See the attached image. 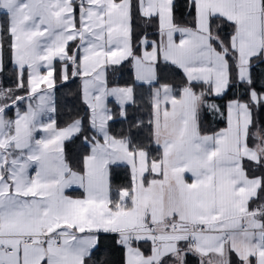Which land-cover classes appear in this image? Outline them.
Instances as JSON below:
<instances>
[{"label":"snow or ice","instance_id":"obj_1","mask_svg":"<svg viewBox=\"0 0 264 264\" xmlns=\"http://www.w3.org/2000/svg\"><path fill=\"white\" fill-rule=\"evenodd\" d=\"M258 113L264 0H0V264H264Z\"/></svg>","mask_w":264,"mask_h":264},{"label":"trees","instance_id":"obj_2","mask_svg":"<svg viewBox=\"0 0 264 264\" xmlns=\"http://www.w3.org/2000/svg\"><path fill=\"white\" fill-rule=\"evenodd\" d=\"M151 31V29H149ZM128 65L125 64L123 69L117 71L116 73H110V78L119 80L120 83L130 82L131 75L128 71ZM177 81L182 79V76L177 73L174 77ZM79 84L80 81L78 79L74 80V82L68 84L67 86H58L57 91V102H58V113L57 119L60 123L68 121L73 115L77 112L83 113L84 105L81 103L79 99ZM144 92L143 97H137V104L134 106H130L128 108V119L127 120H118V122L111 124V128L113 133H119L121 131H128L130 125L133 122V119H143L147 120V90H142ZM231 96V93H229ZM227 99V97L225 98ZM217 103H223L222 100H217ZM11 115V113H10ZM258 117L264 119V113H258ZM206 128L215 130L222 126H224V122L219 117H209L203 121ZM133 136L137 141H144V138L148 134V129H143L142 131L139 129H133ZM146 142V141H145ZM79 145L77 142L75 145H72L73 149L75 150ZM128 174L127 169L121 167L119 169L113 170V182L115 184H124L127 182ZM77 193L79 191H76ZM72 192L70 194L76 193Z\"/></svg>","mask_w":264,"mask_h":264},{"label":"rangeland","instance_id":"obj_3","mask_svg":"<svg viewBox=\"0 0 264 264\" xmlns=\"http://www.w3.org/2000/svg\"><path fill=\"white\" fill-rule=\"evenodd\" d=\"M110 106H113L114 107V102L112 103V104H110ZM225 126V125H224ZM224 126H222V127H224ZM221 128V127H220ZM80 193L78 192H76V193H73L72 195H79Z\"/></svg>","mask_w":264,"mask_h":264}]
</instances>
